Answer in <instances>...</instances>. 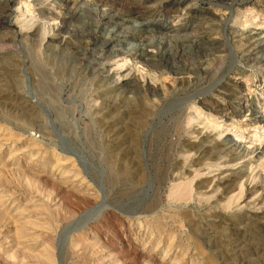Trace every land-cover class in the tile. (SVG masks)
Instances as JSON below:
<instances>
[{
    "label": "rangeland",
    "instance_id": "1",
    "mask_svg": "<svg viewBox=\"0 0 264 264\" xmlns=\"http://www.w3.org/2000/svg\"><path fill=\"white\" fill-rule=\"evenodd\" d=\"M263 129L264 0H0V264H264Z\"/></svg>",
    "mask_w": 264,
    "mask_h": 264
},
{
    "label": "bare ground",
    "instance_id": "2",
    "mask_svg": "<svg viewBox=\"0 0 264 264\" xmlns=\"http://www.w3.org/2000/svg\"><path fill=\"white\" fill-rule=\"evenodd\" d=\"M143 27L142 28H139V29H137L138 31H143V30H146V29H148V25L147 24H143L142 25ZM147 31V30H146ZM115 34H117V33H115ZM112 36H114V35H112ZM112 36H110V38L109 39H107L104 43L105 44H109V43H111L112 42V40L114 39ZM244 39V38H243ZM140 56V55H139ZM27 104V103H26ZM199 115V114H198ZM254 116V115H253ZM262 121H263V119H262V117L260 118H257V123H258V126L262 123ZM211 122V121H210ZM257 126V128L259 129V127ZM190 132V131H189ZM193 132V131H192ZM263 132H264V129H263ZM192 135V134H191ZM225 141V140H224ZM226 143V142H225ZM206 145V144H205ZM227 148L225 149V150H227L228 151V153L229 152H232V151H235V150H237V148L239 147V145L233 140V139H230L228 142H227ZM224 146V145H223ZM188 148V147H187ZM259 148V147H258ZM252 150V149H251ZM238 151V150H237ZM239 152V151H238ZM254 151H252V153H253ZM221 153H223V152H221ZM234 153V152H233ZM254 153H257V152H254ZM253 153V154H254ZM263 156V155H262ZM212 165V164H211ZM178 186V185H177ZM179 187H181V186H179ZM184 188H186V187H184ZM175 190V189H174ZM176 190H178V188H176ZM175 190V191H176ZM186 190V189H185Z\"/></svg>",
    "mask_w": 264,
    "mask_h": 264
}]
</instances>
